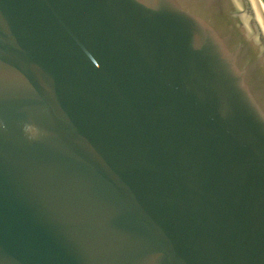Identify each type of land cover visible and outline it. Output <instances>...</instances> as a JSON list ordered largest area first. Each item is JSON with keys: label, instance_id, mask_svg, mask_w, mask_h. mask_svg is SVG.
I'll list each match as a JSON object with an SVG mask.
<instances>
[{"label": "water", "instance_id": "95a60500", "mask_svg": "<svg viewBox=\"0 0 264 264\" xmlns=\"http://www.w3.org/2000/svg\"><path fill=\"white\" fill-rule=\"evenodd\" d=\"M0 264H264L261 0H0Z\"/></svg>", "mask_w": 264, "mask_h": 264}, {"label": "bare ground", "instance_id": "6f19581e", "mask_svg": "<svg viewBox=\"0 0 264 264\" xmlns=\"http://www.w3.org/2000/svg\"><path fill=\"white\" fill-rule=\"evenodd\" d=\"M262 2V4H263V6H264V3H263V1H261Z\"/></svg>", "mask_w": 264, "mask_h": 264}, {"label": "rangeland", "instance_id": "374dc122", "mask_svg": "<svg viewBox=\"0 0 264 264\" xmlns=\"http://www.w3.org/2000/svg\"><path fill=\"white\" fill-rule=\"evenodd\" d=\"M261 1H263V3H264V0H261Z\"/></svg>", "mask_w": 264, "mask_h": 264}]
</instances>
